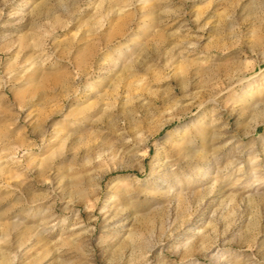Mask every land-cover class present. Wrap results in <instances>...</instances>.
Wrapping results in <instances>:
<instances>
[{
	"label": "rangeland",
	"instance_id": "rangeland-1",
	"mask_svg": "<svg viewBox=\"0 0 264 264\" xmlns=\"http://www.w3.org/2000/svg\"><path fill=\"white\" fill-rule=\"evenodd\" d=\"M0 264H264V0H0Z\"/></svg>",
	"mask_w": 264,
	"mask_h": 264
}]
</instances>
